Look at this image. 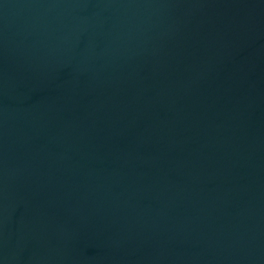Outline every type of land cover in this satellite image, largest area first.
Instances as JSON below:
<instances>
[{
    "label": "water",
    "instance_id": "obj_1",
    "mask_svg": "<svg viewBox=\"0 0 264 264\" xmlns=\"http://www.w3.org/2000/svg\"><path fill=\"white\" fill-rule=\"evenodd\" d=\"M0 264H264V0H0Z\"/></svg>",
    "mask_w": 264,
    "mask_h": 264
}]
</instances>
